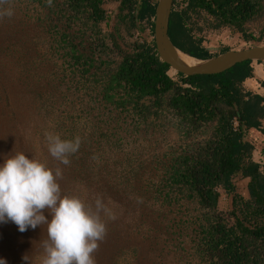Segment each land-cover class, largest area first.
<instances>
[{
	"label": "rangeland",
	"instance_id": "obj_1",
	"mask_svg": "<svg viewBox=\"0 0 264 264\" xmlns=\"http://www.w3.org/2000/svg\"><path fill=\"white\" fill-rule=\"evenodd\" d=\"M177 4L187 5L186 0ZM102 8L107 22L93 29L92 22L90 28L81 25L83 31L74 30L79 36L75 43L113 47L109 35L116 28L123 48L133 41H152L147 26L137 27L132 38L127 34V25L119 19L120 2L105 0ZM49 12L50 6L35 0H0V162L23 152L60 171L61 195L81 199L105 225L103 239L92 253L94 264H200L197 243L203 213L197 201L170 197L165 201L170 191L165 187L173 154L209 135L187 138L171 115L137 120L134 114L105 106L95 78L82 77L63 56L60 27L55 28ZM215 24L205 11L192 14L195 37L215 47L218 56L224 48L264 46V38L245 42L233 28L215 29ZM247 27L259 39L264 10ZM113 58L121 60L118 50L110 55ZM262 135L255 131L249 135L257 147L261 145V152L256 147L258 161L264 157ZM50 137L76 146L66 154L67 164L50 155ZM233 180L247 185L242 177ZM243 189L232 195L218 190V212L229 225L235 223L233 197L243 201L246 194L250 199ZM46 241V225L20 233L14 224H2L0 258L7 264H24L22 257L27 256L28 264H44Z\"/></svg>",
	"mask_w": 264,
	"mask_h": 264
},
{
	"label": "trees",
	"instance_id": "obj_2",
	"mask_svg": "<svg viewBox=\"0 0 264 264\" xmlns=\"http://www.w3.org/2000/svg\"><path fill=\"white\" fill-rule=\"evenodd\" d=\"M35 1L50 6L49 16L56 22L55 28L60 27L63 56L82 77L95 78L105 106L134 114L137 120L171 115L187 138L209 135L202 142L190 141L173 154L165 187L170 189L165 201L169 197L197 201L203 213L197 243L200 264H264V167L253 159L255 145L248 140L253 129L264 134L260 122L264 99L243 89L246 80L254 77L253 63L263 62L247 61L218 75L186 77L178 73L174 80L170 65L160 59L155 45L157 0H114L120 2L119 19L127 25L131 38L140 26H147L153 37L152 41H133L125 48L118 44L121 35L117 28L109 35L113 47L102 43L87 48L75 43L79 36L74 30L81 25L90 28L92 22L93 29L107 22L109 17L102 8L105 0ZM186 4L180 9L175 0L169 37L178 50L192 58L205 61L218 56L206 55L203 38L195 37L190 26L192 14L202 11L214 19L215 29L233 28L245 42L264 38V29L258 39L247 27L263 14V0H186ZM115 50L119 61L110 59ZM230 50L224 48L221 54ZM234 118L239 121L237 129ZM238 175L250 178V199L239 201L235 196V223L229 225L218 212V190L235 194L233 179Z\"/></svg>",
	"mask_w": 264,
	"mask_h": 264
},
{
	"label": "clouds",
	"instance_id": "obj_3",
	"mask_svg": "<svg viewBox=\"0 0 264 264\" xmlns=\"http://www.w3.org/2000/svg\"><path fill=\"white\" fill-rule=\"evenodd\" d=\"M75 150L76 146L69 141L59 137L49 139L50 155L64 164L69 162L66 154ZM256 153L255 145L253 159L263 165L264 157L258 161ZM60 175L58 169L54 172L23 152L3 158L0 162V225L10 222L20 233L46 225L44 264H94L92 253L98 247L97 241L103 239L105 225L81 199L61 195L57 183ZM22 261L28 264L27 256L22 257ZM0 264L7 262L0 258Z\"/></svg>",
	"mask_w": 264,
	"mask_h": 264
},
{
	"label": "water",
	"instance_id": "obj_4",
	"mask_svg": "<svg viewBox=\"0 0 264 264\" xmlns=\"http://www.w3.org/2000/svg\"><path fill=\"white\" fill-rule=\"evenodd\" d=\"M173 5L174 0L158 1L154 22V39L160 59L170 65L176 73L186 77L218 75L247 61L264 63V46L258 45L243 50H230L212 59L202 61L203 64H186L181 58L182 52L173 45L169 37Z\"/></svg>",
	"mask_w": 264,
	"mask_h": 264
},
{
	"label": "crops",
	"instance_id": "obj_5",
	"mask_svg": "<svg viewBox=\"0 0 264 264\" xmlns=\"http://www.w3.org/2000/svg\"><path fill=\"white\" fill-rule=\"evenodd\" d=\"M202 46H203V48L206 51V55H212V54L217 53L215 47H213L212 45H209L205 41L203 42ZM197 60L204 61V60H200V59H197ZM252 66H253V69H254V77L251 78V79L246 80V82L243 84L244 92L246 94L249 93V94H252V95H259V96H261L264 99V63L263 64L253 63ZM263 106H264V101H263ZM260 122L262 124V129L264 131V119L260 120ZM251 131H255L256 133H259V134L261 133V132H259L257 130H254V129L251 130ZM263 138H264V134L262 135V138H261L262 141L264 140ZM257 148H259L260 152L262 151L260 149L261 145L259 147H257ZM240 177H242V176L238 175V176L235 177V179H237V178L239 179ZM242 179H244V181L247 182L246 187H245V185L243 186V184L241 186L239 184L237 185L235 183V180H233V184L236 186L235 187V192L241 193V191H240L241 188H244V189L246 188L247 192L249 193V184H250L251 180L249 178H243V177H242ZM244 189L242 190L243 193L245 192ZM243 193L241 195H243ZM245 196H247V195L246 194L243 195V197H244L243 201L244 200L247 201V199H245L246 198ZM249 196H250V194H249ZM234 199H235V196L233 197V201H234Z\"/></svg>",
	"mask_w": 264,
	"mask_h": 264
},
{
	"label": "bare ground",
	"instance_id": "obj_6",
	"mask_svg": "<svg viewBox=\"0 0 264 264\" xmlns=\"http://www.w3.org/2000/svg\"><path fill=\"white\" fill-rule=\"evenodd\" d=\"M180 55H181L182 60L188 65H199V64H203L204 63V62L199 61V60H197L195 58H192V57H190V56H188V55H186L184 53H182Z\"/></svg>",
	"mask_w": 264,
	"mask_h": 264
},
{
	"label": "built area",
	"instance_id": "obj_7",
	"mask_svg": "<svg viewBox=\"0 0 264 264\" xmlns=\"http://www.w3.org/2000/svg\"><path fill=\"white\" fill-rule=\"evenodd\" d=\"M181 7L183 8V5H182ZM175 74H176V73H175ZM171 77H173L174 80H177V79H176V75H175V76L171 75ZM233 124H234L235 129H237L238 126H239V121H238L237 118H234V120H233ZM248 138H250V137H248ZM248 140H249V139H248ZM249 141H250V140H249Z\"/></svg>",
	"mask_w": 264,
	"mask_h": 264
}]
</instances>
